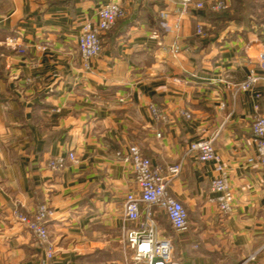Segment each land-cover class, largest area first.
<instances>
[{"label":"crops","instance_id":"1","mask_svg":"<svg viewBox=\"0 0 264 264\" xmlns=\"http://www.w3.org/2000/svg\"><path fill=\"white\" fill-rule=\"evenodd\" d=\"M112 1L127 16L102 34L103 50L86 69L78 39ZM223 1L229 17L210 20L208 10H186L179 0H0V264H146L133 263L127 240L138 226L125 211L136 185L117 153L131 145L163 170L181 167L168 187L188 209L189 229L175 232L152 208L176 262L264 264V170L248 162L264 81L249 92L234 89L258 67L264 0ZM200 22L205 37L196 34ZM13 38L24 53L9 45ZM152 105L169 123L155 120ZM195 139H212L228 172L234 204L227 216L210 201L215 164L190 151ZM69 153L77 162L48 168ZM43 203L54 212L48 263L13 216L16 209L32 216Z\"/></svg>","mask_w":264,"mask_h":264},{"label":"built area","instance_id":"2","mask_svg":"<svg viewBox=\"0 0 264 264\" xmlns=\"http://www.w3.org/2000/svg\"><path fill=\"white\" fill-rule=\"evenodd\" d=\"M179 1L186 10L194 8L197 11L221 12L230 7L223 0L210 4L204 0ZM126 16L127 10L122 4L112 1L100 9L99 21L96 25L86 23L83 26L78 39V48L86 69L90 68L91 61L97 58L103 50L102 34L111 30L118 20ZM179 29L180 27L177 25L175 30ZM196 34L201 37L206 36L203 22L197 24ZM160 36L158 33H153L154 38H160ZM8 43L20 53L25 52L17 39H9ZM172 50L175 53L179 52L177 43L173 44ZM256 63L258 67L251 68L245 80L234 87L237 92H249L261 81H264V49L257 55ZM150 111L158 122L169 123L170 116L166 111L154 105L150 106ZM180 114L187 120L192 118V115L187 111H181ZM251 132L255 156L251 157L248 162L258 164L264 170V115L259 110L251 121ZM158 137H161V133H158ZM189 147L201 163L215 164L216 176L210 184V201L216 205L220 215L231 214L234 193L229 182L228 172L215 151L213 140L195 139L190 142ZM117 157L129 165L136 185V190L127 195L125 204L126 218L138 223L137 228L127 234L129 247L134 252L133 263L179 264L173 258L172 243L158 235V224L153 217L152 208L158 207L166 213L175 232L183 233L189 229V211L181 201L172 196L168 187L170 179L180 174V165L171 166L167 171L163 170L154 165L152 160L146 157L136 145H131L126 151L118 152ZM75 162H77L75 154L69 153L66 157L50 160L48 168L61 172L67 168L69 163ZM142 205H145L144 211L141 209ZM53 214L52 208L47 203L40 204L32 216L25 215L18 209L13 212L14 219L33 235L36 243L43 249L44 263L50 262L55 256V248L51 243L47 227V222Z\"/></svg>","mask_w":264,"mask_h":264},{"label":"trees","instance_id":"3","mask_svg":"<svg viewBox=\"0 0 264 264\" xmlns=\"http://www.w3.org/2000/svg\"><path fill=\"white\" fill-rule=\"evenodd\" d=\"M229 9L225 11H221V12H214V11L208 10L207 12L208 19L214 20V19L219 18L220 16L222 17V19H227V17H229L228 14L230 13Z\"/></svg>","mask_w":264,"mask_h":264}]
</instances>
